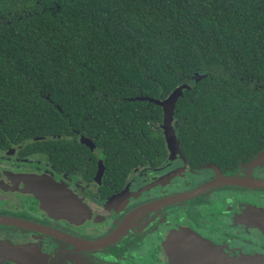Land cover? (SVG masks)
Here are the masks:
<instances>
[{
	"label": "trees",
	"instance_id": "obj_1",
	"mask_svg": "<svg viewBox=\"0 0 264 264\" xmlns=\"http://www.w3.org/2000/svg\"><path fill=\"white\" fill-rule=\"evenodd\" d=\"M176 90L188 161L264 150V0H0V140L85 128L125 174L135 144L165 154L163 109L137 98Z\"/></svg>",
	"mask_w": 264,
	"mask_h": 264
},
{
	"label": "flooded vegetation",
	"instance_id": "obj_2",
	"mask_svg": "<svg viewBox=\"0 0 264 264\" xmlns=\"http://www.w3.org/2000/svg\"><path fill=\"white\" fill-rule=\"evenodd\" d=\"M69 130L52 150L31 147L45 136L0 140V239L39 243L48 264H201L219 254L264 263L260 152L218 166L191 163L181 146L173 155L166 142L150 159L135 144L124 174L108 170L97 136Z\"/></svg>",
	"mask_w": 264,
	"mask_h": 264
},
{
	"label": "water",
	"instance_id": "obj_3",
	"mask_svg": "<svg viewBox=\"0 0 264 264\" xmlns=\"http://www.w3.org/2000/svg\"><path fill=\"white\" fill-rule=\"evenodd\" d=\"M203 76L197 75L196 79L199 80ZM181 96V92L176 90L172 92L167 98L162 100L152 99V98H137L138 100H147L149 102L155 103L163 109V123L160 127L164 140L171 151V154H182L179 142L177 140L176 134V119H175V109L176 103ZM61 136H45V140H56L61 139ZM38 141L37 138L27 139L23 142V145L28 143H34ZM83 143L91 145L92 142L89 140H84ZM258 159L260 161L264 160V150L259 153ZM225 182H229L232 185L246 186L247 183L241 179L235 177H229L224 179ZM249 185H252L249 183ZM30 192L37 191L33 187L29 186ZM0 222L4 223V220ZM50 260L48 253L43 251L39 243L26 242V241H12L0 239V264H48ZM254 257L245 259L243 256L238 262L228 261L219 254V258L215 257L213 259H204L201 264H264L263 262L257 260Z\"/></svg>",
	"mask_w": 264,
	"mask_h": 264
},
{
	"label": "rangeland",
	"instance_id": "obj_4",
	"mask_svg": "<svg viewBox=\"0 0 264 264\" xmlns=\"http://www.w3.org/2000/svg\"><path fill=\"white\" fill-rule=\"evenodd\" d=\"M218 205V204H217Z\"/></svg>",
	"mask_w": 264,
	"mask_h": 264
}]
</instances>
